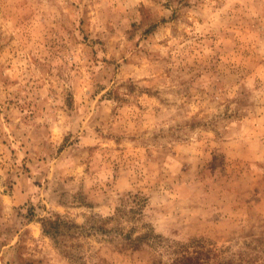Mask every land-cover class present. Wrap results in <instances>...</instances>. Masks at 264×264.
<instances>
[{"label": "rangeland", "instance_id": "obj_1", "mask_svg": "<svg viewBox=\"0 0 264 264\" xmlns=\"http://www.w3.org/2000/svg\"><path fill=\"white\" fill-rule=\"evenodd\" d=\"M0 264H264V0H0Z\"/></svg>", "mask_w": 264, "mask_h": 264}, {"label": "trees", "instance_id": "obj_2", "mask_svg": "<svg viewBox=\"0 0 264 264\" xmlns=\"http://www.w3.org/2000/svg\"><path fill=\"white\" fill-rule=\"evenodd\" d=\"M154 237L155 236H153L147 232V233H144V234H141V235L135 237L134 239L127 238V240H128L127 245L132 246L135 244L137 245V244L144 243L145 245L151 246L150 244H148V242L150 241V239L151 240L154 239ZM155 238H158V237H155Z\"/></svg>", "mask_w": 264, "mask_h": 264}]
</instances>
